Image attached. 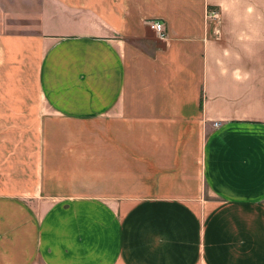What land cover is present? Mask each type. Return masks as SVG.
Masks as SVG:
<instances>
[{
    "label": "crops",
    "instance_id": "0c3cea01",
    "mask_svg": "<svg viewBox=\"0 0 264 264\" xmlns=\"http://www.w3.org/2000/svg\"><path fill=\"white\" fill-rule=\"evenodd\" d=\"M0 264H264V0H0Z\"/></svg>",
    "mask_w": 264,
    "mask_h": 264
},
{
    "label": "rangeland",
    "instance_id": "374dc122",
    "mask_svg": "<svg viewBox=\"0 0 264 264\" xmlns=\"http://www.w3.org/2000/svg\"><path fill=\"white\" fill-rule=\"evenodd\" d=\"M66 140L55 137L49 139V146L53 147H51L53 152L48 159L52 179L51 189L48 187L50 191L71 195H76L81 191L95 192L98 195L107 194L113 188L108 185L107 160L100 162L97 160L94 163L90 154H61L59 153L60 147Z\"/></svg>",
    "mask_w": 264,
    "mask_h": 264
},
{
    "label": "built area",
    "instance_id": "2783aa9c",
    "mask_svg": "<svg viewBox=\"0 0 264 264\" xmlns=\"http://www.w3.org/2000/svg\"><path fill=\"white\" fill-rule=\"evenodd\" d=\"M219 18V10L208 7L205 11V19L206 20H216ZM150 27L160 36H164L165 28L162 21L159 20H152L149 21ZM217 125V123H215Z\"/></svg>",
    "mask_w": 264,
    "mask_h": 264
}]
</instances>
